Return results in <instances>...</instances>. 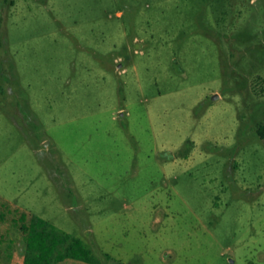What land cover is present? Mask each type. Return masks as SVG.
<instances>
[{
  "label": "rangeland",
  "instance_id": "1",
  "mask_svg": "<svg viewBox=\"0 0 264 264\" xmlns=\"http://www.w3.org/2000/svg\"><path fill=\"white\" fill-rule=\"evenodd\" d=\"M260 122L264 0H0V264H264Z\"/></svg>",
  "mask_w": 264,
  "mask_h": 264
},
{
  "label": "trees",
  "instance_id": "2",
  "mask_svg": "<svg viewBox=\"0 0 264 264\" xmlns=\"http://www.w3.org/2000/svg\"><path fill=\"white\" fill-rule=\"evenodd\" d=\"M256 132L264 141V122L257 124ZM1 205L7 210L0 211V222L4 221L5 212L10 211L4 202H1ZM13 209L19 213L11 219L21 232L25 245L22 264H55L65 257L97 264L90 248L80 238L57 229L41 217L30 215L28 218L25 211L16 207ZM1 238L2 236L0 240Z\"/></svg>",
  "mask_w": 264,
  "mask_h": 264
},
{
  "label": "crops",
  "instance_id": "3",
  "mask_svg": "<svg viewBox=\"0 0 264 264\" xmlns=\"http://www.w3.org/2000/svg\"><path fill=\"white\" fill-rule=\"evenodd\" d=\"M55 264H93V263L86 262V261L78 259V258L65 257V258L57 261Z\"/></svg>",
  "mask_w": 264,
  "mask_h": 264
},
{
  "label": "water",
  "instance_id": "4",
  "mask_svg": "<svg viewBox=\"0 0 264 264\" xmlns=\"http://www.w3.org/2000/svg\"><path fill=\"white\" fill-rule=\"evenodd\" d=\"M214 97H217V94H214V95H213V98H214Z\"/></svg>",
  "mask_w": 264,
  "mask_h": 264
}]
</instances>
